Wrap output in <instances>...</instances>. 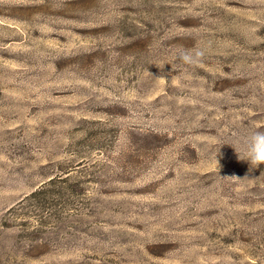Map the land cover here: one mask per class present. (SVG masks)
<instances>
[{
  "label": "rangeland",
  "instance_id": "rangeland-1",
  "mask_svg": "<svg viewBox=\"0 0 264 264\" xmlns=\"http://www.w3.org/2000/svg\"><path fill=\"white\" fill-rule=\"evenodd\" d=\"M256 130L264 0H0V264H264Z\"/></svg>",
  "mask_w": 264,
  "mask_h": 264
},
{
  "label": "clouds",
  "instance_id": "clouds-1",
  "mask_svg": "<svg viewBox=\"0 0 264 264\" xmlns=\"http://www.w3.org/2000/svg\"><path fill=\"white\" fill-rule=\"evenodd\" d=\"M204 55L205 52L203 49H195L191 51L186 50L178 54L176 59L180 61L182 64L195 66L202 61ZM159 80L163 81L165 79L161 77L159 78ZM236 153H237V158L239 160H245L249 163L250 170L258 168L261 165H264V131L256 130L251 132L247 137L246 141L244 142L243 152L242 153L236 152ZM216 163L218 165L217 160ZM223 179L240 180L235 177L232 178L225 177Z\"/></svg>",
  "mask_w": 264,
  "mask_h": 264
}]
</instances>
